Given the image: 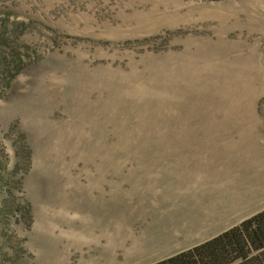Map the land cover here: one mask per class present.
I'll return each mask as SVG.
<instances>
[{"label":"rangeland","instance_id":"rangeland-1","mask_svg":"<svg viewBox=\"0 0 264 264\" xmlns=\"http://www.w3.org/2000/svg\"><path fill=\"white\" fill-rule=\"evenodd\" d=\"M262 210L264 0H0V264H154Z\"/></svg>","mask_w":264,"mask_h":264},{"label":"trees","instance_id":"trees-1","mask_svg":"<svg viewBox=\"0 0 264 264\" xmlns=\"http://www.w3.org/2000/svg\"><path fill=\"white\" fill-rule=\"evenodd\" d=\"M8 203L4 202L2 215ZM154 264H264V210L238 225Z\"/></svg>","mask_w":264,"mask_h":264}]
</instances>
